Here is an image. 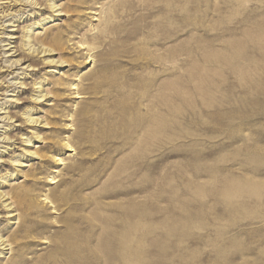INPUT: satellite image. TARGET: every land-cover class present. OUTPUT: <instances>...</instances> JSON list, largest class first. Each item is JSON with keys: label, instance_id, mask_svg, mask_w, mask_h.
Returning <instances> with one entry per match:
<instances>
[{"label": "rangeland", "instance_id": "rangeland-1", "mask_svg": "<svg viewBox=\"0 0 264 264\" xmlns=\"http://www.w3.org/2000/svg\"><path fill=\"white\" fill-rule=\"evenodd\" d=\"M0 111V264H264V0H0Z\"/></svg>", "mask_w": 264, "mask_h": 264}, {"label": "bare ground", "instance_id": "bare-ground-1", "mask_svg": "<svg viewBox=\"0 0 264 264\" xmlns=\"http://www.w3.org/2000/svg\"><path fill=\"white\" fill-rule=\"evenodd\" d=\"M31 2V1H30ZM32 3V2H31ZM34 3V2H33ZM32 3V4H33ZM55 7V6H54ZM54 10V9H53ZM58 10V8H56V11ZM60 14H63V13H58V15H60ZM98 15V14H97ZM102 16H101V18L99 19L100 21L102 20ZM95 20H97V19H95ZM4 21V20H3ZM110 21V18H106V20H105V24H104V26L101 28V25L99 24L97 27H94V33L92 34V38H97V37H99L100 35H102V36H108L107 35V32H108V30L109 29H111V27L109 26V22ZM109 22V23H108ZM9 25H10V23H9ZM6 29V28H5ZM12 32H14L15 30H11ZM5 32V31H4ZM62 35V34H61ZM6 37V36H5ZM59 37V34H56V35H54V36H50L49 37V35H45V37H43V39L44 40H46V39H48L49 40V38H51V39H56V38H58ZM6 38H8L9 40L8 41H12L11 39H14V38H17V37H14V36H9V37H6ZM26 38V37H25ZM2 42H4V41H2ZM14 42V41H13ZM7 43V42H6ZM10 43H12V42H10ZM7 45H10V44H7ZM26 46H27V44H26ZM14 47V46H13ZM28 50H29V52H37L38 54H40V53H43V54H47V49H45V48H41V47H38V48H35V47H33V44H29V47L27 48ZM7 52V51H6ZM16 52L17 51H15L12 55H14V54H16ZM3 53V52H2ZM7 54V53H6ZM6 54H4V55H6ZM99 55H103L102 53H100ZM91 56H92V54H89V57H88V59L86 60V62H92V61H94L95 59H94V57L91 59ZM103 57H104V55H103ZM18 60V59H17ZM7 61H9L8 59H7ZM12 61V60H11ZM11 61H10V63H11ZM20 61V60H19ZM19 62H17L16 64H18ZM12 64H14V66H15V63H13L12 62ZM11 64V67H13V65ZM20 64V63H19ZM100 68H101V72L103 71V70H105V69H103V66L101 65L100 66ZM27 84V83H26ZM9 85V84H8ZM13 85V84H12ZM15 85V84H14ZM39 88V87H38ZM41 90V89H40ZM80 93V92H79ZM45 95V94H44ZM44 95H43V98H44ZM42 96V95H41ZM46 97V96H45ZM41 99V98H40ZM38 101V100H37ZM80 111V110H79ZM1 112V111H0ZM9 118V116H3L2 118ZM32 118V117H31ZM10 119V118H9ZM2 120V119H1ZM35 120H36V118H35ZM34 120V118L33 119H30V118H27V120L26 121H29V122H31V121H34V122H36ZM39 119H37V121H38ZM10 121V120H9ZM28 122V123H29ZM157 129V128H156ZM39 137V136H38ZM7 137H4V139H6ZM35 138H37V137H35ZM151 138H152V136H151ZM3 140V139H2ZM7 140V139H6ZM28 140V139H27ZM4 141V140H3ZM31 145V144H30ZM33 146V145H32ZM71 149V148H70ZM73 151V150H72ZM26 152V151H25ZM28 153V152H27ZM24 157V156H23ZM58 160H61V159H58ZM20 166V165H19ZM52 179H55V177H53ZM57 181H52V183H56ZM2 193V192H1ZM0 195H2V194H0ZM0 197H4V196H0ZM45 199H49V197L48 196H46V198ZM8 200V199H7ZM8 202V201H7ZM6 202V203H7ZM5 203V202H4ZM4 203H3V205H4ZM7 205V208H9L8 206H13L12 205V203H8V204H6ZM13 210H16L14 207L12 208ZM79 211V210H78ZM10 216V215H9ZM12 217H16V218H19V220H20V225L21 226H25L26 224H28V222L29 221H26L27 219L25 218H23V217H21V215L19 214V213H17V212H14V214L13 215H11ZM128 221V220H127ZM127 223V222H126ZM139 225V224H138ZM20 226V227H21ZM25 227H27V226H25ZM138 226H134V227H132L131 229L133 230L134 228H137ZM135 231V230H134ZM132 237H134V236H132ZM130 238H131V236H130V233H129V230L127 231V229H126V231H124L123 233H122V241H123V248H124V246H125V244H128V242L130 241ZM1 243H2V245L3 244H5V246H8V244H7V242L6 241H0ZM128 246V245H127ZM3 248V247H2ZM85 249V248H84ZM125 251V250H124ZM123 251V252H124ZM55 256V255H54Z\"/></svg>", "mask_w": 264, "mask_h": 264}]
</instances>
